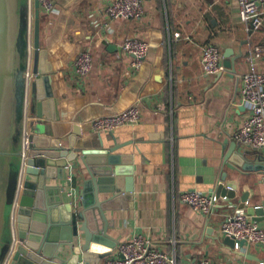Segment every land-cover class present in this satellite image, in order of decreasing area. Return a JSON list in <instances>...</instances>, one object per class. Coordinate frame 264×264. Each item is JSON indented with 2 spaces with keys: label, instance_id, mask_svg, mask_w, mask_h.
<instances>
[{
  "label": "crops",
  "instance_id": "1",
  "mask_svg": "<svg viewBox=\"0 0 264 264\" xmlns=\"http://www.w3.org/2000/svg\"><path fill=\"white\" fill-rule=\"evenodd\" d=\"M109 2L55 0L54 8L42 11L40 18L41 47L52 66L59 116L40 119L51 125L63 145L75 125L80 127L79 147H96L99 137L105 147L123 144L115 152L122 156V166L131 165V180L121 183L123 188L131 186L130 197L118 201L116 209L104 211L110 222L107 233L116 244L97 264L119 256L120 243L135 234L177 262L196 264L207 259L210 264H264V246L245 241L235 248L223 242L220 226L225 215L246 209L237 206V199L227 202L216 193L220 184L236 185L238 193L249 192L247 204L264 205V170L234 157L238 147L264 154V147L253 149L234 138L249 114L240 97L241 76L248 70H264V58L245 61L255 44L264 45V25L251 34L240 18L238 0H145L138 19L110 18ZM126 37L150 45L138 70L130 64L131 55L120 47ZM208 43L217 46L223 65L241 54L234 60L235 69L225 66L222 73L204 74L201 54ZM86 49L93 66L87 75H79L74 62ZM227 50L232 52L228 56ZM133 104L139 107L137 123L112 131L92 130L93 118ZM161 105L165 109H159ZM31 115L28 102L27 125L35 117ZM233 140L235 153L228 155ZM70 163L65 177L46 179L52 188L50 197L61 195L65 202L78 197L86 174L79 160ZM186 190L218 195L211 213L182 202L179 195ZM105 196L100 193L99 198ZM5 213L1 207L0 243ZM258 223L264 227V218ZM8 261L9 257L4 264Z\"/></svg>",
  "mask_w": 264,
  "mask_h": 264
},
{
  "label": "water",
  "instance_id": "2",
  "mask_svg": "<svg viewBox=\"0 0 264 264\" xmlns=\"http://www.w3.org/2000/svg\"><path fill=\"white\" fill-rule=\"evenodd\" d=\"M40 18L39 0H33L31 31L27 2L0 0V208L6 211L0 264L7 257V264H97L116 244L107 233L110 222L104 211L116 209L118 201L130 197L131 186L123 188L121 183L131 180V165L122 166V156L115 152L123 144L114 142L105 147L99 137L98 146L79 147L76 137L80 127L75 125L63 145L51 125L40 119L59 117L51 85L52 66L41 47ZM230 53L227 50L225 55ZM240 55L226 61L225 66L234 70V60ZM28 102L35 117L27 125ZM25 127L28 145L22 168ZM235 145L233 140L228 155L235 153ZM253 153L257 152L238 147L234 157L264 170V154L257 153L250 160ZM73 160H79L86 174L78 197L70 202L61 195L50 197L52 188L46 179L65 177ZM100 193L106 196L100 199ZM216 193L226 195L227 202L237 199V206L245 208L253 220L264 218L263 204H247V190L238 193L236 185L226 188L220 184ZM15 199L13 240L10 217ZM222 240L234 247L233 238L224 236ZM244 242L238 241L239 245Z\"/></svg>",
  "mask_w": 264,
  "mask_h": 264
},
{
  "label": "built area",
  "instance_id": "3",
  "mask_svg": "<svg viewBox=\"0 0 264 264\" xmlns=\"http://www.w3.org/2000/svg\"><path fill=\"white\" fill-rule=\"evenodd\" d=\"M145 0H111L106 6V12L110 18H132L138 19L142 16ZM27 10L30 18L29 30L31 31L33 0H26ZM41 12H50L55 6V0H39ZM239 14L241 20L246 24V29L254 34L264 25V0H238ZM121 49L131 55L133 68L140 69L148 54L150 45L147 41L126 37ZM264 58V45L255 44L252 51L245 56L246 62H256ZM202 72L213 75L226 71L225 65L220 60L217 46L208 43L202 48L201 54ZM93 66L91 52L86 49L81 51L75 62L74 71L79 75H87ZM240 97L249 109V114L242 120L239 129L234 134L236 141L253 149L264 147V70H248L242 74ZM159 109H165L161 105ZM139 120V107L130 105L119 112H109L93 118L90 122L95 132L112 131L113 129L134 124ZM27 127L24 128L22 140L21 161L22 168L26 158L28 145ZM227 185L226 188H230ZM226 200V195H221ZM179 198L182 202L190 205L195 210L209 215L216 205L219 196L214 193H202L197 190H186L181 192ZM247 203V202H246ZM16 199L11 206V230L15 240L14 212ZM220 230L224 236L235 240L234 247L238 248L239 240L264 246V227L258 221L253 220L243 209L225 215L221 222ZM119 256L107 258L104 264H187L177 262L174 256L154 246L152 242L141 234H135L130 239L119 245ZM196 264H210L207 259L200 260Z\"/></svg>",
  "mask_w": 264,
  "mask_h": 264
},
{
  "label": "bare ground",
  "instance_id": "4",
  "mask_svg": "<svg viewBox=\"0 0 264 264\" xmlns=\"http://www.w3.org/2000/svg\"><path fill=\"white\" fill-rule=\"evenodd\" d=\"M28 76H29V74H28Z\"/></svg>",
  "mask_w": 264,
  "mask_h": 264
}]
</instances>
